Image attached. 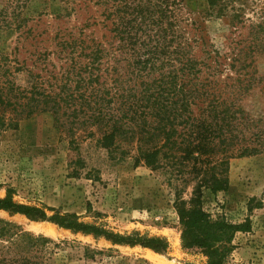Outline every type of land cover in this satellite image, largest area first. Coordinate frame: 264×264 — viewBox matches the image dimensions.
I'll use <instances>...</instances> for the list:
<instances>
[{
    "label": "rangeland",
    "instance_id": "obj_1",
    "mask_svg": "<svg viewBox=\"0 0 264 264\" xmlns=\"http://www.w3.org/2000/svg\"><path fill=\"white\" fill-rule=\"evenodd\" d=\"M177 1L205 42L197 48V56L205 47L225 50L227 40L235 36L247 47L250 25L264 14V0H216L212 9L207 0ZM102 4V0H0V88L5 89L4 76L12 78L14 86L27 85L26 73L16 71L19 68L41 75L48 69L59 78L67 69L58 72L65 65L63 55L56 57L60 46L55 36L110 41V26L104 18L115 3ZM220 6L224 9L218 13ZM253 61L244 71H226V83L237 91L250 79L251 88L242 91L240 105L251 116L264 115V54ZM6 66L10 68L7 74ZM3 108L0 105V114ZM6 116L14 124L0 130V198L9 194L14 203L42 208L48 217L74 215L78 222L113 234L137 232L167 243L163 252L113 245L103 237L73 233L47 220L31 221L0 210V220L49 240L46 264H159L148 258L151 253L164 264H207L198 248L182 247L175 206L177 200L190 199L197 182L190 173L191 161L150 169L135 163L137 144L104 148L95 128L89 129L93 135H87L83 126L75 130L62 113L57 118L50 112L27 118L15 113ZM62 121L66 125L59 126ZM220 169L226 189L212 192L203 187L200 207L213 220L243 226L242 232L234 234L233 249L224 264H264V149L228 158ZM39 224L55 232L34 229Z\"/></svg>",
    "mask_w": 264,
    "mask_h": 264
},
{
    "label": "trees",
    "instance_id": "obj_2",
    "mask_svg": "<svg viewBox=\"0 0 264 264\" xmlns=\"http://www.w3.org/2000/svg\"><path fill=\"white\" fill-rule=\"evenodd\" d=\"M112 1L115 4L104 18L110 26V41L54 37L60 46L56 57L64 56L65 66H59L58 72L67 69L59 78L48 69L41 75L19 68L16 71L24 70L27 78V85L20 88L4 76L0 130L14 124L6 116L10 113L24 118L43 112L57 118L62 113L75 130L83 126L87 135L97 132L104 148L137 144L136 164L156 169L163 163L172 167L179 160L191 161L190 173L197 182L190 199L177 200L175 205L181 244L198 248L207 264H224L233 249V236L243 226L211 219L200 207V190H225L227 181L220 168L226 160L264 149V115L251 116L240 105L242 91L251 88L250 79L243 85V78V86L238 82L235 91L225 77L231 69L250 68L253 57L264 54V14L250 25L247 47L235 36L227 40L225 50L205 47L197 56V48L205 42L177 0H102V5ZM215 2L207 0L211 9ZM221 9L224 6L218 13ZM233 31H237L235 26ZM6 67L5 74L10 69ZM0 210L31 221L47 220L73 233L103 237L113 245H138L155 252L167 249L162 238L137 232L113 234L69 214L48 217L42 208L14 203L9 194L0 198ZM48 241L0 220V264H46Z\"/></svg>",
    "mask_w": 264,
    "mask_h": 264
},
{
    "label": "bare ground",
    "instance_id": "obj_3",
    "mask_svg": "<svg viewBox=\"0 0 264 264\" xmlns=\"http://www.w3.org/2000/svg\"><path fill=\"white\" fill-rule=\"evenodd\" d=\"M39 225H40V224H39ZM45 228H46V227H44L43 225H40V226H37V225H36L34 229H36V230H45ZM46 229H47V228H46ZM47 231L50 232L51 234L55 232V231L53 232L52 229H47ZM47 231H44V232H47ZM52 235H53V234H52ZM151 254H152V253H151ZM151 254L148 255V258H149L150 260H152V261H158L159 264H164L162 261H160L159 259H157V257H155V256H153V255H151ZM156 264H157V263H156Z\"/></svg>",
    "mask_w": 264,
    "mask_h": 264
}]
</instances>
